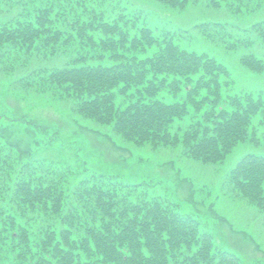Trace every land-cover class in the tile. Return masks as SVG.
<instances>
[{"label": "trees", "instance_id": "trees-1", "mask_svg": "<svg viewBox=\"0 0 264 264\" xmlns=\"http://www.w3.org/2000/svg\"><path fill=\"white\" fill-rule=\"evenodd\" d=\"M190 5L258 17L190 26L166 17ZM256 44L264 46V0H0V91L45 101L72 123L0 105V264H264L214 235L215 201L196 199L211 197V181L186 173L214 170L249 145L224 167L227 195L216 198L257 208L264 233V89L238 87L212 50L248 47L240 65L263 72ZM82 128L107 141L103 154L122 158L111 164L167 156L169 181L37 155Z\"/></svg>", "mask_w": 264, "mask_h": 264}, {"label": "rangeland", "instance_id": "rangeland-1", "mask_svg": "<svg viewBox=\"0 0 264 264\" xmlns=\"http://www.w3.org/2000/svg\"><path fill=\"white\" fill-rule=\"evenodd\" d=\"M151 5L154 6L153 2ZM154 8L155 10L152 11H156L157 15L161 16L159 17L161 20L167 21V19L163 17L165 13L162 9L165 8H162L161 5L160 7L154 6ZM166 15L169 20L184 22L186 23V25L189 24V26L195 19L208 16L215 19L229 18V20H235L240 23H244L243 20H247L246 22H248L258 17L255 14L233 16L229 12L224 13L223 10L220 12L215 8H205V6H202L201 9L198 6L193 5H190L186 8V10L179 12V14L177 15L173 16L172 12H168ZM155 20H158V17H156ZM157 22L161 25H171L162 23L160 21ZM193 33L195 35V40H200V38H198L200 33L196 32L194 29ZM247 49L248 47H243V49L241 48L239 50L230 52L229 50L220 47L212 48L216 56L218 58H221L229 65L233 78L238 87L240 86L241 88L251 90H256L259 88L264 89V71H253L240 65L239 54ZM253 49L257 52L258 55L264 57V46L256 44ZM2 81H4V79L0 75L1 89ZM17 95L11 94L9 97L7 95L5 97V92L0 91V105L5 107V104L9 102L16 109H19V112H28L29 114L33 115L35 119H40L42 121H45L46 123H49V121H54L58 126H61L62 128L71 129V118L63 110L57 107L54 108L51 106H46V103H44L45 101L29 102L28 100L19 98V96ZM17 100H19L21 103H17L18 106H16L15 102ZM32 106H34L35 108H33ZM74 140L75 141H73L72 143L57 141L55 144H48L49 146L47 147H43L41 145L44 144H40V146L37 147L36 153L38 156L45 159L61 160L65 163L71 164L74 168L77 169H81L85 165H87L88 167L96 170L118 173L122 177L131 180H137L144 177H152L156 179L162 178L169 181L171 177V172L167 169L166 165H163L165 161L164 158L167 156H164L160 153L159 157L163 159L139 157L132 161L128 166H118L117 164H111L110 162L121 157H116L115 154H103L105 150L101 148H105V146L107 145V141L104 138H100L97 136V134L91 132L90 130L82 128L78 131ZM50 145H54V147ZM248 147L249 145L245 144L236 147L227 161L224 164L217 165L214 170H212L210 166L197 167L195 165V171L186 169V173L188 176L196 175L197 182L200 183H203L207 178L208 181H211L209 182L213 189L211 197L204 198L206 193L203 192L202 195H197L196 199L205 200L206 203L212 204L215 201L214 210L212 213L215 216H219L220 219L219 221H214V218H210L209 220V225L212 226L216 231L214 235L218 236L219 238L221 237V239L224 240L223 242L225 244L230 245L236 250H238L237 248H239L246 255L247 259L250 260L255 258H264V233L259 230L260 226L257 219V216L259 217V213L257 211V208L248 205L241 199L232 198L229 195L227 196V199L223 197L221 201L220 199L219 201H217L216 198L217 195H220L221 197V194H226L223 192L224 190L221 186L222 174L225 170L224 167H227L229 165V162L239 157V155ZM164 152L168 153V156L171 155L168 150ZM171 159L176 158L171 157ZM83 160H86V162H84ZM192 208L193 206L190 203L186 202V209L192 211ZM203 219L205 220V215L203 216ZM204 220L203 224H205ZM241 251L239 252L242 254Z\"/></svg>", "mask_w": 264, "mask_h": 264}]
</instances>
